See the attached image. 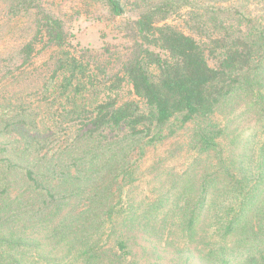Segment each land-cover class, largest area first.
Wrapping results in <instances>:
<instances>
[{
  "label": "trees",
  "instance_id": "obj_1",
  "mask_svg": "<svg viewBox=\"0 0 264 264\" xmlns=\"http://www.w3.org/2000/svg\"><path fill=\"white\" fill-rule=\"evenodd\" d=\"M87 1L124 11L121 0ZM198 1L213 22L216 3L235 2ZM196 3L148 6L132 22L147 48L91 101L96 76L67 50L61 22L37 19L22 64L39 45L57 53L44 93L79 122L52 143L59 132L40 133L27 105L0 106V264H159L166 247L199 264H264V18L241 13L206 39L167 23ZM123 84L132 99H119ZM187 125L183 175L162 158L139 168Z\"/></svg>",
  "mask_w": 264,
  "mask_h": 264
},
{
  "label": "rangeland",
  "instance_id": "obj_2",
  "mask_svg": "<svg viewBox=\"0 0 264 264\" xmlns=\"http://www.w3.org/2000/svg\"><path fill=\"white\" fill-rule=\"evenodd\" d=\"M14 1L0 0V106L18 102L27 105L35 116L40 133L43 134L44 129L55 128L53 130L59 133L50 140H53L52 143H61L67 137L63 127L76 125L79 120L59 116L55 112L58 102H53L52 97L44 93L53 69L52 57L57 53L46 51L39 45L41 53L32 57L29 63L22 64L19 56L20 49L34 34L37 19L47 14L61 22L68 37L67 50L85 65L93 77L96 76L94 87L86 92L91 101L95 97H102V93H106V88L110 86L107 84L119 77L124 67L147 48L132 22L148 6L162 0H121L124 11L118 17L113 16L102 3L87 0H33L29 6L23 7L15 6ZM196 4L195 8H184L167 23L193 36L200 35L202 30L201 36L204 37L199 38L206 39L221 27L237 28L238 21L235 20L240 19L238 16L241 13L250 14L251 22L262 21L264 18V0H235L232 5L216 3L215 8L223 13L217 15L215 22L211 19L212 15L215 16L214 10L211 12L210 9L212 6L198 0ZM215 23L217 27H214ZM150 50L161 57L165 55L158 49L151 47ZM118 96L121 100L132 99L130 86L123 84ZM185 127L163 140L156 149H149L139 168L144 171L149 164L162 158L173 173L183 175L193 155L187 147V137L192 126ZM190 255L186 250L177 253L175 249L166 247L160 249L159 264H199L194 255Z\"/></svg>",
  "mask_w": 264,
  "mask_h": 264
}]
</instances>
